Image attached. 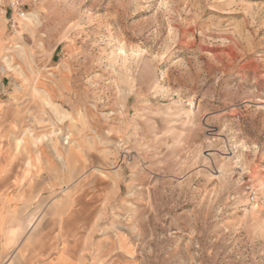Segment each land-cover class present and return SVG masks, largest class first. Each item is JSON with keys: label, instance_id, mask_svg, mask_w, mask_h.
<instances>
[{"label": "rangeland", "instance_id": "374dc122", "mask_svg": "<svg viewBox=\"0 0 264 264\" xmlns=\"http://www.w3.org/2000/svg\"><path fill=\"white\" fill-rule=\"evenodd\" d=\"M0 264H264V0H0Z\"/></svg>", "mask_w": 264, "mask_h": 264}, {"label": "built area", "instance_id": "2783aa9c", "mask_svg": "<svg viewBox=\"0 0 264 264\" xmlns=\"http://www.w3.org/2000/svg\"><path fill=\"white\" fill-rule=\"evenodd\" d=\"M10 6H11V9L13 12L11 22H12V26L15 27L17 20L24 17L25 12H24L23 8L20 7V5L17 1L11 2Z\"/></svg>", "mask_w": 264, "mask_h": 264}, {"label": "crops", "instance_id": "0c3cea01", "mask_svg": "<svg viewBox=\"0 0 264 264\" xmlns=\"http://www.w3.org/2000/svg\"><path fill=\"white\" fill-rule=\"evenodd\" d=\"M21 258H24V259H25V256H24V254H22V255H21Z\"/></svg>", "mask_w": 264, "mask_h": 264}]
</instances>
